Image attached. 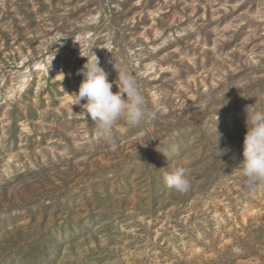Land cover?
I'll return each instance as SVG.
<instances>
[{
    "label": "rangeland",
    "instance_id": "1",
    "mask_svg": "<svg viewBox=\"0 0 264 264\" xmlns=\"http://www.w3.org/2000/svg\"><path fill=\"white\" fill-rule=\"evenodd\" d=\"M91 52L154 121L97 139L70 96ZM261 96L264 0H0V264H264V182L239 165Z\"/></svg>",
    "mask_w": 264,
    "mask_h": 264
},
{
    "label": "clouds",
    "instance_id": "2",
    "mask_svg": "<svg viewBox=\"0 0 264 264\" xmlns=\"http://www.w3.org/2000/svg\"><path fill=\"white\" fill-rule=\"evenodd\" d=\"M83 57L87 59L78 72L83 76V79L78 90L70 96L74 98V105L84 106L85 115L98 122L96 131L98 140L114 142L115 130L121 121H124L128 127L136 128L151 123L157 118L160 110L159 102L157 101L152 107L149 106L137 77L132 75L127 68H118L114 64L118 79L114 82L117 91L113 92V83L108 81V74L100 66L97 56L91 52L90 57L87 54ZM52 59L49 62V67ZM227 90L223 93L220 107L228 103L224 98ZM260 98H264V96ZM256 99L257 97H255ZM81 101L84 103L81 104ZM253 105L248 106L246 111L247 131L243 139V159L239 162L242 174L252 187L264 182V111H257ZM212 119L214 120V130L217 133L215 147L221 154V150L217 147L220 139V134L217 131L219 121L217 111ZM164 179L168 188L180 193L187 192L191 186L183 168L178 167L166 173Z\"/></svg>",
    "mask_w": 264,
    "mask_h": 264
},
{
    "label": "bare ground",
    "instance_id": "3",
    "mask_svg": "<svg viewBox=\"0 0 264 264\" xmlns=\"http://www.w3.org/2000/svg\"><path fill=\"white\" fill-rule=\"evenodd\" d=\"M48 59L50 62L51 59L50 58H48ZM51 62H53V59ZM34 66H35V69L36 68L41 69V68H44L45 63H42V61H38V62L34 63ZM27 76H28V73L26 71H24L20 74L19 79H18V88H22L25 85V83L27 81Z\"/></svg>",
    "mask_w": 264,
    "mask_h": 264
}]
</instances>
